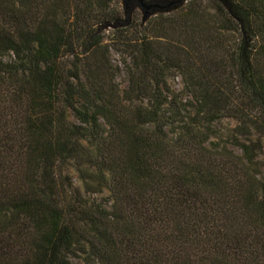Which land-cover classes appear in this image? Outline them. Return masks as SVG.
<instances>
[{
    "label": "trees",
    "instance_id": "16d2710c",
    "mask_svg": "<svg viewBox=\"0 0 264 264\" xmlns=\"http://www.w3.org/2000/svg\"><path fill=\"white\" fill-rule=\"evenodd\" d=\"M254 132L264 0H0V264H264Z\"/></svg>",
    "mask_w": 264,
    "mask_h": 264
},
{
    "label": "rangeland",
    "instance_id": "374dc122",
    "mask_svg": "<svg viewBox=\"0 0 264 264\" xmlns=\"http://www.w3.org/2000/svg\"><path fill=\"white\" fill-rule=\"evenodd\" d=\"M111 58L115 65L120 67V73L118 75V83L120 85L121 90H125L128 87V76L126 74V69L123 65V59L120 55L115 53L114 51L111 52ZM167 81L171 89L179 95L180 98L183 100H189L190 98V92L185 87V81L183 74L178 69H171L167 72ZM238 125V122L234 119L226 118L222 119L216 123L213 124L212 132L213 136H215L213 139L214 141L218 142L221 140V142H227L229 148H231L235 153L242 155V152L239 147L231 144L230 140L233 135H236V127ZM240 136V135H239ZM241 141H245L249 143L251 140L252 142H257L260 144L261 149L257 152V160L258 165L260 168L261 175L260 177L264 179V135L259 133H253L252 135L248 137L240 136ZM66 170L73 178L74 184L80 188L83 187L82 180L79 176V173L77 172L74 164H69L66 166ZM98 199L107 200L110 199V194L108 191H105L101 195L95 196ZM73 262L75 264H85L81 259H74ZM100 264V263H95Z\"/></svg>",
    "mask_w": 264,
    "mask_h": 264
}]
</instances>
